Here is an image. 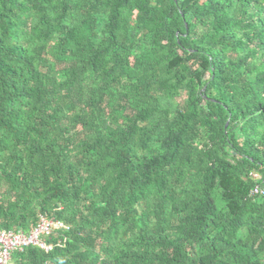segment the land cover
Wrapping results in <instances>:
<instances>
[{
    "label": "trees",
    "instance_id": "16d2710c",
    "mask_svg": "<svg viewBox=\"0 0 264 264\" xmlns=\"http://www.w3.org/2000/svg\"><path fill=\"white\" fill-rule=\"evenodd\" d=\"M256 185L264 0H0L11 264H264Z\"/></svg>",
    "mask_w": 264,
    "mask_h": 264
},
{
    "label": "built area",
    "instance_id": "2783aa9c",
    "mask_svg": "<svg viewBox=\"0 0 264 264\" xmlns=\"http://www.w3.org/2000/svg\"><path fill=\"white\" fill-rule=\"evenodd\" d=\"M253 177L256 180L261 179L259 175ZM251 194L264 198V187L256 185ZM64 228L62 223L41 216L37 225L27 233H13L0 229V264H11L12 254L28 247H37L48 252L51 247L46 243V239L51 237L56 229Z\"/></svg>",
    "mask_w": 264,
    "mask_h": 264
}]
</instances>
